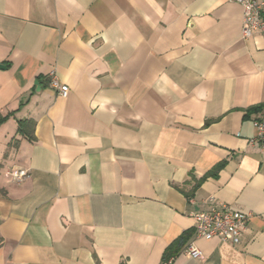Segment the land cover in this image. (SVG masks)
Here are the masks:
<instances>
[{
  "label": "crops",
  "instance_id": "obj_1",
  "mask_svg": "<svg viewBox=\"0 0 264 264\" xmlns=\"http://www.w3.org/2000/svg\"><path fill=\"white\" fill-rule=\"evenodd\" d=\"M242 27L232 0H0V264H264V36ZM209 198L250 216L240 245L196 237Z\"/></svg>",
  "mask_w": 264,
  "mask_h": 264
},
{
  "label": "built area",
  "instance_id": "obj_2",
  "mask_svg": "<svg viewBox=\"0 0 264 264\" xmlns=\"http://www.w3.org/2000/svg\"><path fill=\"white\" fill-rule=\"evenodd\" d=\"M243 7L242 38L250 39L256 35L264 36V0H232ZM51 87L63 97L68 96L69 87L61 85L53 78ZM257 130V141L264 147V110L253 121ZM13 181L22 183L29 177L27 170H18L10 174ZM208 209L193 215L196 237L204 240L218 239L224 243L240 245L247 230L250 216L234 210L227 204L217 203L209 198L206 203ZM183 254L189 258L201 259L203 254L199 248L191 243Z\"/></svg>",
  "mask_w": 264,
  "mask_h": 264
},
{
  "label": "trees",
  "instance_id": "obj_3",
  "mask_svg": "<svg viewBox=\"0 0 264 264\" xmlns=\"http://www.w3.org/2000/svg\"><path fill=\"white\" fill-rule=\"evenodd\" d=\"M253 112H258V109L253 110ZM5 121V118H3L0 115V125ZM29 123V124H28ZM32 122L26 120V121H21L19 124V132H23L25 134H27V128L28 126H32L31 125ZM221 165L217 166L216 168H214L211 172H209L207 174V176H212V177H216L218 171L220 170ZM192 231H186L184 232L177 240H175L173 243H171L163 256V260L164 261H168L169 259L177 256L179 254V252L186 246L187 242L189 241V239L192 236ZM121 264H126V263H121Z\"/></svg>",
  "mask_w": 264,
  "mask_h": 264
},
{
  "label": "water",
  "instance_id": "obj_4",
  "mask_svg": "<svg viewBox=\"0 0 264 264\" xmlns=\"http://www.w3.org/2000/svg\"><path fill=\"white\" fill-rule=\"evenodd\" d=\"M0 68H4V66L0 65Z\"/></svg>",
  "mask_w": 264,
  "mask_h": 264
}]
</instances>
